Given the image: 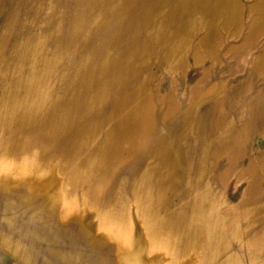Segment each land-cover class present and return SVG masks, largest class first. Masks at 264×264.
Masks as SVG:
<instances>
[{"label": "rangeland", "instance_id": "obj_1", "mask_svg": "<svg viewBox=\"0 0 264 264\" xmlns=\"http://www.w3.org/2000/svg\"><path fill=\"white\" fill-rule=\"evenodd\" d=\"M0 264H264V0H0Z\"/></svg>", "mask_w": 264, "mask_h": 264}, {"label": "bare ground", "instance_id": "obj_2", "mask_svg": "<svg viewBox=\"0 0 264 264\" xmlns=\"http://www.w3.org/2000/svg\"><path fill=\"white\" fill-rule=\"evenodd\" d=\"M21 89H19L18 91H20ZM18 91H16L17 93H15V94H17V95H19V100L18 101H14V103H12V104H10L11 105V112H13L14 114H15V116H17L18 117V115H19V113H20V104H21V102H22V100H23V97H24V95H25V92H22L21 91V93H19ZM22 95V96H21ZM27 95V94H26ZM88 229H89V227H88ZM132 246H133V248L134 249H136V248H138L139 247V241H138V239H134V241H133V243H132ZM167 246H169L168 244H167ZM139 249V248H138Z\"/></svg>", "mask_w": 264, "mask_h": 264}]
</instances>
